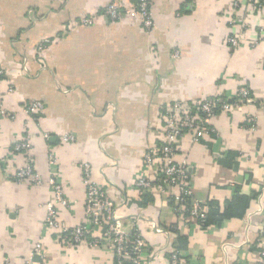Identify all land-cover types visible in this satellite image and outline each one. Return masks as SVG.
<instances>
[{
	"label": "crops",
	"instance_id": "obj_1",
	"mask_svg": "<svg viewBox=\"0 0 264 264\" xmlns=\"http://www.w3.org/2000/svg\"><path fill=\"white\" fill-rule=\"evenodd\" d=\"M109 2L0 0V106L14 116L0 114V264H24L38 243L46 257L34 264H115L105 247H71L44 223L53 197L48 182L56 171L72 201L61 210L63 218L80 224L83 163L106 186L127 228L137 222L147 264H170L175 243L183 247L182 264H254L264 251V6L249 9L241 1L234 11L235 0H155L150 32L133 19L98 17L91 26H77ZM235 35L242 42L233 48L228 40ZM44 40L52 44L39 61L36 49ZM242 87L254 102L242 112L218 113L216 131L203 143L191 144L186 136L178 158L190 162L201 204L214 201L223 208L235 197L255 198L245 217L202 229L176 214L170 194L157 188L141 206L144 192L133 187L151 174L144 155L163 140V108L218 93L233 103ZM36 101L45 104L39 122L21 111ZM247 116L255 119V131L245 124ZM67 134L76 141L62 143ZM26 138L33 145L30 156L19 154L14 162L20 167L30 157L45 179L39 187L6 178L3 159L16 140Z\"/></svg>",
	"mask_w": 264,
	"mask_h": 264
},
{
	"label": "built area",
	"instance_id": "obj_2",
	"mask_svg": "<svg viewBox=\"0 0 264 264\" xmlns=\"http://www.w3.org/2000/svg\"><path fill=\"white\" fill-rule=\"evenodd\" d=\"M241 1H245L249 9H261L264 6V0H235L232 10L236 11ZM154 2L155 0H110L102 12L88 15L77 26H91L98 17L112 22L133 19L139 20L143 29L150 32L155 27L152 9ZM241 42L242 37L236 35L228 40L233 48L238 47ZM51 44V40H44L38 45L36 57L39 61H43L45 50ZM179 57L180 53L175 52L174 58ZM3 75L4 72L0 67V77ZM234 99L232 103L225 95L218 93L190 104L181 101L167 104L162 110L163 140L150 147L144 155V164L151 169V174L137 180L133 188L141 193L151 192L153 188H157L161 193L170 194L169 200L174 201L176 214L186 218L185 220L197 222L201 227L208 208L195 199L194 177L190 162L187 158H178L182 148L181 142L189 136L191 144L202 143L206 137L215 133L213 119L218 113L242 112L245 106L254 102L246 87H242ZM44 110L45 104L40 101L26 103L21 107V111L35 122H39V116ZM0 114L9 119L14 117L3 106H0ZM244 121L249 125L250 130H256L254 118L247 116ZM42 138L50 142L52 136L49 133H42ZM60 141L74 143L76 138L67 134L60 137ZM32 148L33 145L27 138L13 143L9 157L3 159L7 180L36 187L45 184V179L37 171L30 157L20 167H16L17 164L14 162L19 154L30 156ZM49 164L57 165V159L53 154H49ZM81 170L86 197L84 217L80 224L70 226L63 218L61 210L70 208L72 201L66 194L67 188L61 176L55 171L48 182L53 197L47 205L45 226L53 232L57 241L69 244L71 247L77 248L83 245L105 247L114 255L115 264H147L148 247L137 222L134 221L133 225L127 228L123 218L118 214V205L107 194L106 186L93 178L91 165L83 163ZM151 228L158 233L164 232L155 224H152ZM89 238L94 239V242L90 243ZM226 248L224 246L223 250L226 251ZM36 257L41 260L46 257L42 243L34 246L33 252L24 264H34L37 262ZM182 263L180 251L174 249L170 256V264ZM254 264H264V251L257 256Z\"/></svg>",
	"mask_w": 264,
	"mask_h": 264
},
{
	"label": "trees",
	"instance_id": "obj_3",
	"mask_svg": "<svg viewBox=\"0 0 264 264\" xmlns=\"http://www.w3.org/2000/svg\"><path fill=\"white\" fill-rule=\"evenodd\" d=\"M148 198H151L150 193L144 192L141 198V206L144 205L142 202H145ZM254 199L255 198L248 196L235 197L233 200L227 202L223 208H221L220 204L214 201L207 202L205 206H207L208 210L205 220L201 222V228L208 229L209 227H218L226 220L243 219ZM170 204L172 208L175 209L173 200H170ZM178 241L179 243L182 241L186 242L184 237H179ZM174 248L177 251H181V249H183L182 245H178V243H175Z\"/></svg>",
	"mask_w": 264,
	"mask_h": 264
},
{
	"label": "water",
	"instance_id": "obj_4",
	"mask_svg": "<svg viewBox=\"0 0 264 264\" xmlns=\"http://www.w3.org/2000/svg\"><path fill=\"white\" fill-rule=\"evenodd\" d=\"M52 140H53V138L50 141H52ZM39 260H40V258L36 257V261L39 262Z\"/></svg>",
	"mask_w": 264,
	"mask_h": 264
}]
</instances>
